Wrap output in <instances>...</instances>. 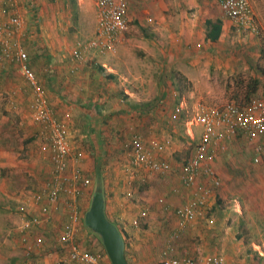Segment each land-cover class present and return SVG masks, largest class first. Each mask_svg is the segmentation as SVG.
Wrapping results in <instances>:
<instances>
[{"label":"rangeland","instance_id":"1","mask_svg":"<svg viewBox=\"0 0 264 264\" xmlns=\"http://www.w3.org/2000/svg\"><path fill=\"white\" fill-rule=\"evenodd\" d=\"M39 1L17 0V12L28 17L20 42L31 59L32 53L40 49L35 37L30 35V32L37 33L39 24L34 28L30 20L33 21L34 16L39 18L45 47L50 38L43 21L65 22V26H58L57 30V26H53L51 30L54 42L62 43L56 45V50L64 51V65L79 70L90 69L89 72H97L103 64L115 65L123 71L119 73L120 78L117 75L116 84L122 88L117 91L126 88L134 93V101L127 107L133 115L106 122L107 130L118 128V125L122 129L116 134L104 131L103 147L98 143L101 132L97 120L86 129L74 118L77 121L76 131L72 132L76 140L74 152L77 158L89 163L85 177L88 184L83 191L86 189L85 193L92 200L100 183L109 194L119 196L122 204L133 208L131 225L139 230L162 221L165 231L155 233L156 264H163L162 252L169 246V254L173 257L200 260L220 254L229 257L234 264H247L244 255L248 251L250 256L253 255L252 243L264 244V162L254 163V142L239 134L227 140L223 149L215 151L213 168L221 186L212 188L213 198L203 218L194 220L181 231L174 208L190 195V190L181 185L180 175L200 133L199 128L186 130V119L201 110L222 107L230 102L244 104L252 99H264V75L260 71L264 70V0L250 2L257 15L255 36L233 23L229 30L225 28V37L215 44L202 42L206 32L205 19L215 21L217 16L221 17V8L214 0H127L130 23L117 46V55L100 56L88 51L81 61L73 56L78 42H87L95 35V1L80 0L79 5L73 7L68 3L66 8L61 0H43L46 5H40ZM2 6L0 1V8ZM144 36H151L153 46L149 47L156 53V59L151 63L135 58V54L142 53L138 44ZM127 65L144 70L147 76L121 69ZM180 68L188 72H180ZM192 72H195L194 77ZM108 82L100 84L107 85ZM29 91L25 80L12 65L0 64V264L33 262L25 258L28 248L33 254L42 255L47 251L44 253L46 258L39 260L41 264H63L61 261L67 250L58 243V236L55 239L57 232L52 233L55 235L51 249L46 247L44 251L39 248L40 245L43 248V244L37 241L41 240L37 237L43 236L40 230L30 227L23 231L22 220L28 214V199L42 193L50 181L47 156L40 150L43 144L38 135L39 126L29 110L33 102ZM113 108L120 109V104H114ZM74 115L80 116L77 111ZM134 134L141 135L147 144L154 141L161 146V150L153 154L168 163L169 171L165 175L131 165L125 143ZM258 143L264 150V140ZM98 159L101 165L99 180L95 169ZM38 164L43 167L41 173L31 172L32 166ZM202 184L211 187L203 179ZM235 200L240 203L241 213L230 209ZM224 215V234L217 237L209 228L221 227L216 220ZM234 225L239 233L232 228ZM152 231L149 230L151 234ZM84 244L93 243L87 241ZM259 263L262 264L261 260Z\"/></svg>","mask_w":264,"mask_h":264},{"label":"built area","instance_id":"2","mask_svg":"<svg viewBox=\"0 0 264 264\" xmlns=\"http://www.w3.org/2000/svg\"><path fill=\"white\" fill-rule=\"evenodd\" d=\"M0 1L3 2L0 8V64L12 65L27 83L33 99V120L40 127L41 135L46 136L50 144V181L47 188L40 194H34L31 200L34 204H40L45 200L48 206H56L61 196L65 197L64 204L70 212L57 240L68 250L66 259L61 261L63 264H101L99 255L94 256L79 250L74 243L79 223L75 200L88 183L79 171L69 170V161L73 153L68 130L48 107L37 76L30 67L29 53L20 42L25 32V20L17 12V0ZM94 1L96 32L87 42L77 43L73 58L78 61H81L88 51L97 52L100 56L115 55L122 35L128 30L127 0ZM216 1L223 15L238 28L257 32L256 14L250 0ZM186 120V130L190 127H198L200 133L191 156L184 162L181 170L180 183L190 190V195L183 204L174 208L180 230L186 229L194 220L205 216L213 195L212 188L218 189L221 186L220 178L212 166L214 159V155L210 152L212 145H220L223 141L241 134L254 142V163L264 162V150L258 143L264 140V99H252L244 104L230 102L222 107L201 110ZM125 149L129 151L130 163L134 168H143L161 175L169 171L168 163L157 159L153 154L161 150L157 142L152 141L147 144L141 135L134 134L129 142L125 143ZM202 179L204 182L208 181L211 187L202 184ZM234 204L238 202L235 201ZM45 213L46 210L43 209V214ZM41 222V218L33 217L25 222L23 230L37 226ZM23 242L28 245L26 239H23ZM41 247L40 245L39 248L42 249ZM28 249L26 259L34 253L30 248ZM169 252H171L170 246L162 253L163 264H234L220 254L197 260L190 257H173Z\"/></svg>","mask_w":264,"mask_h":264},{"label":"crops","instance_id":"3","mask_svg":"<svg viewBox=\"0 0 264 264\" xmlns=\"http://www.w3.org/2000/svg\"><path fill=\"white\" fill-rule=\"evenodd\" d=\"M51 1L55 2V0H51ZM20 2H21V0H20ZM61 2H62V5L64 6V8H66L67 4L65 2H63V0H61ZM214 2H217V1L214 0ZM250 2H251V0H250ZM38 3L40 5H46L47 2L45 3V1L40 0ZM79 4H80V0H76V4L72 5V6L75 7ZM219 7H220V5H219ZM21 15L23 16L22 13H21ZM95 15H96V8H95ZM129 16H130V14L128 12V20L130 23ZM23 18H24V20L25 19L27 20L28 17L25 18L23 16ZM209 20L210 19H205V22H204V24L206 26V32L203 35V41L202 42L208 41L211 44L212 43L215 44V42H219L223 37H225L226 31H227L225 28L228 27V30H229V26L233 25V22L228 20L223 15V13H221V17L217 16L215 21L210 20L211 23H215L217 20L222 23L221 34H220L219 38L215 42H212L211 40H209L206 37V34L209 31L208 30L209 26L207 24ZM39 21H40L39 18H35V16L33 18V21L30 20V24L32 25V27L34 26V28H37V25L39 24L38 25L39 29H37V33H36V31H34V33L30 32V35L32 38L35 37L36 42H38L37 47L40 49V51L37 50L38 52L32 53V59H31V56L29 55L30 61H31V66L33 64L32 69L34 70V72L37 76V79L39 81V84L41 86V89L44 92L45 98H46L47 103H48V107L52 110V112L54 113L56 118L61 123L65 124V126L67 127L69 143H70V146L72 148V153H73L72 154L73 156L69 161V170H70V172L77 170L81 174H83L84 177H86V175H87L86 171L89 170V163H88V161H85V162L82 161L81 160L82 158H77V156L74 152V150L76 148L74 146L76 144V140H74L72 132H73V130L76 131L75 127H76L77 121H75V119L82 122V124L84 125V127L86 129L89 128L88 127L89 125L94 124L93 123L94 120H97L96 125L99 126L97 128H99V131L101 132V136L99 135L98 143L102 144V141L105 140L103 138L104 131L111 133V134H114V133L116 134V132L118 130L122 129L118 125V128L115 127V129H114V128L110 127L107 130L106 122L109 123V121L120 120V118H127V117H130L133 115L132 111L127 107H128V105L133 103L134 100H133L132 96L134 93H132L131 91H129L126 88L123 89V91L122 90H120V92L117 91V89H122L118 86V84H116L117 75L120 78L121 75L119 73H123V71H121L115 65H112V66H108L106 64L102 65V68L104 67L103 69L113 77L111 79L104 77L102 74H101L102 76H100L99 73H101V72L99 71V69H97V72H99L97 74V72H92V71L89 72L90 69L82 68L79 70V69H73L70 65L65 66L64 61L62 60V57H64L63 54H65L64 51H61V49H59V48L56 50V45L57 44L62 45V43L61 42L55 43L54 42L55 40H53L54 37L52 36V33H51L53 26H57V27H55L56 28L55 30H57L58 26H62V25L65 26L66 25L65 22H58V21L54 22L52 19L49 20V22L47 20L43 21L44 30H48V34H49L48 37L50 38L49 43L46 44L47 47H45L42 44V40H41V35H43V34L41 33V26H40ZM257 23L258 22L256 20V24ZM27 24L28 23L26 22V32L29 29ZM234 25H236V24L234 23ZM229 33H230V35L232 34L231 32H229ZM250 33L255 36V34H253L255 32H250ZM150 39H151V36H144L143 40L140 41L138 44V48L142 49V53H140L138 55L135 54V58L142 59V61L144 60L145 63H147V62L151 63L156 59V53H155L154 49L149 47L151 45L153 46V42ZM116 53H118V50ZM115 55H117V54H115ZM164 56H165V54H164ZM33 59H35V60H33ZM111 60H113V59H111ZM113 61L115 62V59ZM53 62H59V64H53ZM145 66H147V65H145ZM152 68H154V67H152ZM121 69H127L126 72H129L130 70H132L135 75H138L141 72V73H144L145 76H147L146 72H144V70L137 68V67L127 65ZM179 71L180 72H188L186 70H182L181 68L179 69ZM260 71H261V74L263 76V73H262L263 69H261ZM191 75H192V77H194L195 72H192ZM103 80L109 81L107 83V85L100 84V82H104ZM188 80H189V78H188ZM124 81H126V80H124ZM118 83H120V81ZM127 87L130 88V86H127ZM76 88L79 89L78 92L74 91ZM29 90H30V88H29ZM124 95H127V96H124ZM123 96L125 97V100L123 99L124 98ZM114 104H120V109H116V110L114 108L112 109V106ZM29 110H30V113L33 114L32 105H30ZM75 111H77L79 113V115H80L79 118H77V116L75 117V115H74ZM98 122H99V124H98ZM195 128H198V127H195ZM38 130L40 132L39 127H38ZM199 131H200V129H199ZM38 135L40 137H42V143L41 144H43V146H41L40 150H41L42 155L47 156L46 159L48 160V163H49V179H50V176H51L50 144H49L48 140L46 139V136L44 137L43 135H41V132H40V134L38 133ZM226 141L227 140L223 141L220 145H212L211 146L210 152L214 155L212 166H213L214 161L216 159L215 151H217L218 148L223 149V144L226 143ZM102 147H103V144H102ZM98 148H100V147H98ZM253 154H254V152H253ZM80 157H82V156H80ZM74 158H76L79 162L74 161L73 160ZM97 168L98 169L101 168L100 159H98L97 163L95 164V169H97ZM42 170H43V167L40 164H38L36 166H32L31 172H34L35 174H40ZM102 189L104 190V192H103L104 196L103 197H104V202H105V214H106L107 218L113 224H115V226L118 228V230L120 231V233L124 239V242H125V258H126L127 263L128 264H156L155 257H154V255H155L154 250H155V245H156L155 237L157 235H155V233L158 234L160 232L163 234V232L165 231L166 227H164V225L161 224L162 221H159L158 223L156 222L157 224L154 223L153 227L145 226L146 228H143L140 230L137 229L136 227H133L131 225V221L133 220V217H134L133 208L129 204L128 205L122 204L120 199H119V196H115L114 194H109L104 187H102ZM85 191H86V189L84 191L82 190L80 195L77 196V198L75 200V204H76L75 205V211H76L77 216L79 218L78 219L79 223H78V232H77V235L75 237L74 243L79 250L85 251L89 254L91 253L94 256L99 255L101 257V259L99 260L101 264H111L106 253H105V250H104L103 245L100 241V238L97 237L92 232H90L85 227L83 217H84V214L86 213V211L89 209L90 204H91V198L88 196L87 193H85ZM84 193L87 195H85ZM31 197L28 199V204H27V207L29 208L27 210L28 214L26 216H24V219L22 220V225L24 226L25 222L29 221L33 217L41 218L42 222L40 224H38L37 226L31 227V228L40 230L41 233L43 234V236L41 235L40 237H37V238L41 239V240H37V241L43 244L42 249H44V251H45L46 247L50 248L52 245L51 242L54 239V235H55L52 233L57 232L55 235V239H56L57 236H59V234L62 232L63 227L67 222L68 214L70 211L67 209V207H65V204H64L65 197L64 196H61L60 201L58 202L59 204L56 206H48L45 200H43V202H41L40 204H34L31 200ZM212 198H213V196L210 198L209 203H211ZM231 207L233 208V210L235 212L241 213V211H242L239 202H238V204H231L230 209H232ZM212 208L214 210H216L215 206H213ZM43 209L46 210L45 214H43ZM224 219H225V215L222 216V219L216 220V222H218L221 225V227L213 226L212 228H209V229H212V232L217 237L220 234L221 235L224 234V233H222L224 225H225ZM239 226H240V224L237 225V227H239ZM234 227H235V225L232 228H234ZM27 229L28 228H26L25 230H27ZM149 230H153L152 231L153 234H151V232H149ZM209 231L207 232L208 234H210ZM236 231H237V233H239V230L237 228H236ZM84 241L85 242L92 241L93 244L85 245ZM209 242L213 243L211 239L209 240ZM83 244L85 245V247L83 246ZM63 247H65V246H63ZM251 247L253 248V255L251 254V256H250L249 251L245 252V255H244L247 264H260L259 263L260 260H261V263L264 264V244L263 243L259 244V243L253 242ZM66 250H67V248H66ZM66 252L68 254V250ZM44 253L46 254L47 251H45ZM44 253L42 255H40L39 253L33 254L31 256L32 257L31 260L33 262H30V263L25 262L23 264H41L40 261L43 260L44 258H46V255ZM66 256L64 257V259H66ZM227 260H229V257ZM71 264H76V263H71Z\"/></svg>","mask_w":264,"mask_h":264},{"label":"water","instance_id":"4","mask_svg":"<svg viewBox=\"0 0 264 264\" xmlns=\"http://www.w3.org/2000/svg\"><path fill=\"white\" fill-rule=\"evenodd\" d=\"M87 229L97 234L111 264H128L125 258V242L105 214V202L101 190L95 191L89 209L84 214Z\"/></svg>","mask_w":264,"mask_h":264},{"label":"trees","instance_id":"5","mask_svg":"<svg viewBox=\"0 0 264 264\" xmlns=\"http://www.w3.org/2000/svg\"><path fill=\"white\" fill-rule=\"evenodd\" d=\"M63 2H65L66 4H68V3H71V5H75L76 4V0H63ZM208 32H207V34H206V37L209 39V40H211L212 42H215L218 38H219V36H220V34H221V28H222V23L220 22V21H216L215 23H211V21L209 20L208 21ZM262 54H263V52H262ZM264 55V54H263ZM29 58H30V56H29ZM30 67H32L31 66V61H30ZM98 69H99V71L101 72V74L104 76V77H106V78H108V79H111V78H113L110 74H108L104 69H102V68H100V67H98ZM263 75H264V70H263ZM254 157H255V154H253V160H254ZM96 176H97V180H99L100 179V171H99V169L97 168L96 169ZM97 190H101V191H103V189H102V185L99 183V186H98V189ZM102 194H103V192H102ZM104 196V195H103ZM86 227V226H85ZM89 230V229H88ZM90 231V230H89ZM90 232H92V231H90ZM93 233V232H92ZM91 254V253H90ZM32 255H30L28 258H27V260H31L32 259V257H31ZM101 258V257H100ZM28 263H29V261H28Z\"/></svg>","mask_w":264,"mask_h":264},{"label":"clouds","instance_id":"6","mask_svg":"<svg viewBox=\"0 0 264 264\" xmlns=\"http://www.w3.org/2000/svg\"><path fill=\"white\" fill-rule=\"evenodd\" d=\"M226 258V257H225Z\"/></svg>","mask_w":264,"mask_h":264}]
</instances>
